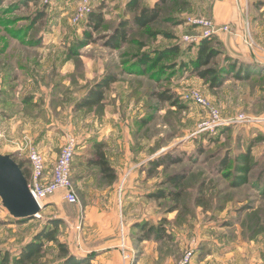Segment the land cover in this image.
I'll return each mask as SVG.
<instances>
[{
	"label": "rangeland",
	"instance_id": "obj_1",
	"mask_svg": "<svg viewBox=\"0 0 264 264\" xmlns=\"http://www.w3.org/2000/svg\"><path fill=\"white\" fill-rule=\"evenodd\" d=\"M139 1L160 8V18L146 28L134 23L128 0H91L90 12L104 19L93 32L84 19L74 20L77 0H0V153L27 160L31 173L30 148L47 162L73 136L77 195L71 204L61 197L48 202L40 217L24 221L11 216L0 198V250L14 257L47 221L58 219L57 240L76 257L91 256L93 264L116 247L121 264L122 239L134 261L147 253L145 259L154 264H178L185 257L184 264H264V66L235 62L223 44L216 45L220 53L213 69L234 63L251 76L238 80L229 73L209 87L181 64L195 57L198 44L183 38L201 32L193 24L199 18L228 27L223 33L234 37L233 25L211 18L215 0ZM238 4L248 12L242 18L243 45L264 50V0H244V6L232 0ZM124 20L129 21L127 41L118 49L106 46ZM84 31L92 32L90 41ZM174 44L180 46L178 55L141 67L143 54L154 59ZM111 74L118 80L101 103L79 108L89 89ZM165 90L182 107L155 97ZM193 92L222 118L246 115L248 120L210 129L207 108L193 102ZM99 142L115 171L114 182L87 164ZM247 154L248 182L234 186ZM167 157L178 161L150 170V161ZM175 174L186 176L179 189L168 182ZM159 189L165 197L149 196ZM146 222L162 223L167 237L141 241L135 225ZM63 262L56 244L45 243L29 264ZM103 263L116 259L106 254Z\"/></svg>",
	"mask_w": 264,
	"mask_h": 264
},
{
	"label": "trees",
	"instance_id": "obj_2",
	"mask_svg": "<svg viewBox=\"0 0 264 264\" xmlns=\"http://www.w3.org/2000/svg\"><path fill=\"white\" fill-rule=\"evenodd\" d=\"M126 10L133 12V21L140 28H146L149 25L153 24L160 18V8L156 5L153 8H148L146 6L141 5V1L139 0H128L126 4ZM87 23V27H89L90 31H97L100 29L104 19L99 12H89L84 19ZM128 26L129 21L124 20L119 23L118 27H116L113 31V34L110 37H107L105 45L108 47H112L114 49H118L127 41L128 38ZM88 41L92 39V32L84 31ZM168 38L171 37L166 35ZM218 38L216 36L210 38H204L199 41L198 48L195 54L194 59L190 60L188 64H181L182 67L188 70L190 73L195 74L199 79L206 80L209 83V87H215L216 85L221 84L229 75L238 80L249 79L251 76V72L247 69H244V74L241 76L240 73H243L241 67H236L234 63H230L226 65L225 68H220L219 70L213 69L211 65L213 64L214 59L220 53L219 49L216 45H220ZM180 52V46L178 44H174L169 46V48H165L156 53L155 58H150L147 54H143L140 57L141 67L144 69L145 65H155L161 61L169 59L171 56H176ZM233 61H237L233 59ZM247 67V66H246ZM118 77L114 74L107 75L100 81H98L95 85H93L89 92L83 97V99L77 104L79 108L83 107H95L101 103L104 98L105 93L108 91L112 83L116 82ZM161 101L169 102L172 105H178L180 107L181 104L177 103L175 95L173 92L168 90L157 92L155 94ZM93 154L90 158L87 159V164L90 166H94L98 168L99 173L105 179L110 182L115 181V171L112 168L111 164H109L105 149L104 143L99 142L95 143L93 146ZM13 160L18 164L21 168L25 178H28L30 172L29 167L26 166L27 160H17L12 155ZM169 157L164 159H158L150 161V170H154L159 168V166L163 164H173L176 159H168ZM245 165L241 167L242 176L238 177L240 181L234 182V186H238L240 184H245L248 182L246 179V175L250 169V159L248 158V154L244 156ZM183 174L178 175L175 174L168 179V182L174 187L181 186V183L185 180ZM74 182V181H73ZM176 197L181 195L180 192L174 193ZM173 194V195H174ZM150 197H154L160 199L161 197L166 196V192L159 189L156 193H152L149 195ZM34 218V217H29ZM28 219H17L18 221H24ZM59 220H49L44 224L43 228L33 235L31 241L27 243L20 251L14 255V257L10 256L8 251L0 250V264H29L34 258L38 257L42 252L45 243H54L59 249L60 254L64 257L63 264H93L92 257H76L74 254L69 253L68 248L65 243L57 240L56 234L58 232ZM135 226L139 227L142 231V236L140 238L141 241H146L148 239L154 238L157 241L164 239L167 237L166 231L163 228L162 223L158 226L149 223L139 224L137 223Z\"/></svg>",
	"mask_w": 264,
	"mask_h": 264
},
{
	"label": "built area",
	"instance_id": "obj_3",
	"mask_svg": "<svg viewBox=\"0 0 264 264\" xmlns=\"http://www.w3.org/2000/svg\"><path fill=\"white\" fill-rule=\"evenodd\" d=\"M44 3H50L54 0H43ZM78 6L73 16L75 21L83 20L86 15L90 12L91 0H77ZM197 28L201 29V32L195 35H185L183 41L186 40L189 43H197L204 38H210L217 36L219 32L227 31L228 27H219L214 22L207 18H199L193 23ZM193 102L197 103L200 107H206L210 120L206 126L210 129H216L218 126H231L234 123L246 122L248 117L240 115L232 117L231 119L222 118L217 110L212 107H208L207 102L203 97L193 92L190 95ZM253 120V119H249ZM76 141L73 136L67 137L64 144L60 147V153L56 157L55 162L52 165V169L48 170L44 156L41 152H38L35 148L28 150L27 158L32 168L30 175L27 178L28 188L31 195L36 200L40 212L35 217H40L42 208L46 204V200L54 196L57 192H60L62 199L71 204L77 201V195L75 193L74 183L72 180V162L75 156ZM120 250L122 252L121 264H133L134 263V252H131L122 239L120 244ZM187 257L184 260L178 262V264H184Z\"/></svg>",
	"mask_w": 264,
	"mask_h": 264
},
{
	"label": "crops",
	"instance_id": "obj_4",
	"mask_svg": "<svg viewBox=\"0 0 264 264\" xmlns=\"http://www.w3.org/2000/svg\"><path fill=\"white\" fill-rule=\"evenodd\" d=\"M243 3L244 6V0H241V4ZM238 7H234L232 5V0H215L212 4L210 13H211V18L214 19V21L219 24V25H224L230 23L231 25L234 26L235 32H233L231 35L234 37H229L227 36L228 34L219 32L217 34V38L223 46L226 47L227 53L230 54L231 57L234 59L238 60L240 63H246L248 65H253V66H264V50H260L259 48H249L244 44L243 41V36L241 35L242 33V18L248 16V12L244 11L243 9H237ZM252 19L255 18L253 15L251 16ZM247 23V22H246ZM244 28V27H243ZM242 41V42H239ZM252 41V40H251ZM56 156L52 160H46V166L48 167V170L52 169V165L55 162ZM30 175V174H29ZM62 198V195L60 192H57L54 196L48 198L46 200V203L48 202H53L57 198ZM118 246V245H117ZM143 246V245H141ZM139 246V247H141ZM119 249L116 247L112 251H105L103 254L99 255L98 258L100 264H104V256L106 254L112 255L113 258L116 259L115 264H120L119 262ZM147 253L142 254L139 256V258L134 261L133 264H154V261L151 260V262L147 259H145L144 255ZM148 261V262H147ZM260 262V259L257 260ZM95 264H97L95 260Z\"/></svg>",
	"mask_w": 264,
	"mask_h": 264
},
{
	"label": "water",
	"instance_id": "obj_5",
	"mask_svg": "<svg viewBox=\"0 0 264 264\" xmlns=\"http://www.w3.org/2000/svg\"><path fill=\"white\" fill-rule=\"evenodd\" d=\"M0 198L3 207L15 218L28 219L40 212L21 168L10 155L2 153H0Z\"/></svg>",
	"mask_w": 264,
	"mask_h": 264
}]
</instances>
